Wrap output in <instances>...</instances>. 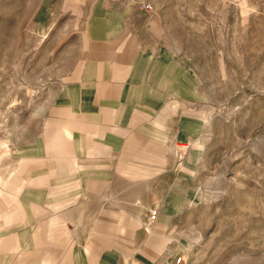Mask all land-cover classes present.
Wrapping results in <instances>:
<instances>
[{"label":"rangeland","instance_id":"374dc122","mask_svg":"<svg viewBox=\"0 0 264 264\" xmlns=\"http://www.w3.org/2000/svg\"><path fill=\"white\" fill-rule=\"evenodd\" d=\"M58 1L0 0V164L10 157L18 173L49 152L41 125L52 82L37 79L36 52L55 34L43 21ZM92 1L78 9L79 30ZM127 1L153 12L174 56V96L163 105L174 121L153 145L159 172L147 225L164 242L153 264H264V0ZM45 161L36 167L49 168ZM170 196L176 206L165 214ZM120 210L128 212L95 211Z\"/></svg>","mask_w":264,"mask_h":264},{"label":"crops","instance_id":"0c3cea01","mask_svg":"<svg viewBox=\"0 0 264 264\" xmlns=\"http://www.w3.org/2000/svg\"><path fill=\"white\" fill-rule=\"evenodd\" d=\"M87 4L59 0L43 17L55 31L36 52L37 79L52 82L41 125L49 152L20 173L10 157L0 164V264H153L161 252L147 210L159 172L153 145L174 121L163 107L174 96V56L143 5L93 0L79 30ZM45 160L49 168L36 167ZM110 208L129 213L95 211Z\"/></svg>","mask_w":264,"mask_h":264},{"label":"built area","instance_id":"2783aa9c","mask_svg":"<svg viewBox=\"0 0 264 264\" xmlns=\"http://www.w3.org/2000/svg\"><path fill=\"white\" fill-rule=\"evenodd\" d=\"M148 6H145L144 7V9L145 10H148ZM150 215H149V221L150 222H153V221H155L156 220V217H157V210L156 209H154L153 211H151L150 213H149ZM182 261V258H177V260H176V263L178 264V263H180Z\"/></svg>","mask_w":264,"mask_h":264},{"label":"bare ground","instance_id":"6f19581e","mask_svg":"<svg viewBox=\"0 0 264 264\" xmlns=\"http://www.w3.org/2000/svg\"><path fill=\"white\" fill-rule=\"evenodd\" d=\"M172 202H176V199L172 200Z\"/></svg>","mask_w":264,"mask_h":264}]
</instances>
